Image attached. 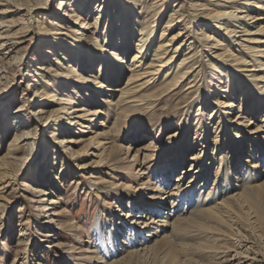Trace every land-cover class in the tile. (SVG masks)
<instances>
[{"label": "rangeland", "instance_id": "1", "mask_svg": "<svg viewBox=\"0 0 264 264\" xmlns=\"http://www.w3.org/2000/svg\"><path fill=\"white\" fill-rule=\"evenodd\" d=\"M37 1L33 0V3ZM55 2L56 0H46L39 5L40 7L32 20L29 21V24H26L28 28L23 30V34L26 35L25 38L30 39V42L28 41L18 46L19 55L17 59L12 60L8 65H1V69H4L5 73L4 78H0V127L2 126L1 129L3 128L2 131L0 130V133H4L1 134L0 138V155L7 153L8 144L16 128L14 124H9L10 120H7V117L16 115L14 113L18 109V105L23 101L21 97L24 95V92L28 94V97L29 95L31 97L34 89H40L46 85V88L42 90L48 94L56 93L61 95V91L55 92V88H53L54 84L58 87L61 86L57 84L56 78L63 76V70L57 68L55 59L66 54L69 49L66 46V48L63 47L61 49L59 45L57 46L52 42L49 45L45 41L43 33L47 29L50 31L62 29L57 24H50L47 21L48 18H54L53 16L51 17V14H53ZM115 4L118 3L112 4V7L109 9L110 12L116 10ZM125 4L126 8H130L135 12L139 11L136 22L141 25L140 27L145 26L153 29V37L157 42L167 39L178 31H184L183 36H186L187 42L190 41V43L186 44L179 52L173 53V68L177 67L181 57L193 55L187 59L189 61V68H186V70H192L189 76L190 82L196 85L194 88L185 89L189 84L186 81L178 89L176 86L172 87L170 85L172 76L167 78V76L164 77L160 73L158 81L140 87L141 89L132 97L134 100H130L114 109L106 108L109 111L102 114L97 120H104L107 126L106 129L113 134V142L123 147V150L114 158L117 166L126 165L123 170H119L120 167L117 168L118 170L107 169V163L110 159L108 155L109 151L100 150L97 154L101 155L102 160L98 165L86 166L93 156L84 153L82 155L83 158H80L77 164L76 162L70 163L63 171H60L58 167L68 159L69 152L72 151L73 153L76 150L86 151V143L84 141L71 143L69 148L65 150L64 147L58 144L59 140L64 136H68V138L73 137L75 135L74 132L61 134L58 130L54 129L55 122L51 123V121L47 128H44L41 124V119L34 118V115L32 116L30 113V111L38 108L36 100L30 99L25 102V110L22 111L20 120L21 122L27 121L29 123L30 143L27 150L24 149L18 152V156L25 157L13 168L14 172L11 174L5 171L4 176L6 177L0 181V184L6 185L4 195H8L3 209L0 211V264H69V258H76L75 262L78 264H100L103 259L104 262L101 264H109L112 260H118V264H160L161 261L162 264L169 262L171 264H264V192L254 203L244 201V197H240L234 203L230 202L232 203V208L227 214L220 213L218 209L217 211L215 210V212L220 214V219L218 217L216 219H209L204 217V214H202L203 216L200 213L197 214L204 207V194L211 190L212 185L214 186L212 183L217 182L218 166L223 167L220 168L222 177L218 180L217 187H213L209 192V196L217 194L216 201L211 203L213 205H216L215 203L227 198L232 193H244L251 185L261 181V178L256 176L258 169L256 172L250 171L244 162L248 158L247 152H253L254 146L249 141L245 142L243 148L246 153L244 152L242 157L239 158L236 157L237 153L231 152L228 143H231L234 137L231 134L229 135L226 129L231 130L234 135L238 128L236 130L235 128L230 129L226 127V133H221L223 131L222 124L217 118H212L214 115L212 112V100L215 97L207 90L209 88L213 89L212 85H209L211 71L215 70V66L218 68V65H223L224 63H221L220 57L238 53L235 50L240 49L235 44L237 41L230 44L228 38H225L223 31L208 30V28L204 29L202 27L205 33L212 34L219 42L217 48H212L214 47L212 44L215 41L210 40L208 43L201 38V35L196 33L201 30V26L205 23L203 19H200L201 15H205L212 9L227 8L230 4L225 2V0H172L166 6L163 3L159 5L158 0H139L137 5L135 0H128ZM118 5L120 6L121 4ZM170 13H173L172 19L174 20L175 17L179 18L188 14V16L194 15L193 18H198V21L186 24L185 19L178 22L174 21L171 23L172 25L166 26ZM157 15H160V17ZM7 17H12V15L7 14ZM91 21L92 18H88V22ZM57 23L61 25V23ZM185 25H188V28L184 29ZM91 30V28H88V30L76 28L75 39L77 40L73 41V43H80L82 48H85V45H91V41L94 42L99 37L97 33L91 34ZM162 31H165V36L160 39ZM136 42L137 37H134L131 42L132 50L125 56L126 62H129L130 56L134 52V43ZM178 42V40L174 41L175 44ZM51 46L53 49L56 47L54 51H58L57 54L53 55L54 60L49 58V53H43L44 50H49ZM60 49L61 51H59ZM155 49L156 47H153L148 53V56L141 64L142 68L147 67L151 62L150 58L153 56ZM172 52L173 50L168 51L165 55H170ZM214 55H217L218 58H215ZM224 58L227 57L224 56ZM49 65L54 66L58 73L53 72L48 76L47 72L42 70V67ZM124 71L126 72L124 73L125 76L122 75V84H125L129 77L127 70ZM234 73L235 76L237 75L236 80L242 82L241 74L243 72ZM37 79L38 83L35 82ZM28 82L32 83V86L27 90L26 86ZM109 85L115 86L116 84L110 80ZM236 94L238 99L243 97L242 91H238ZM249 94L250 96L247 99L244 97V100H246L244 101V105L251 111L256 94L254 92H249ZM117 95L118 91H114L112 99L116 100ZM195 98H199V106L201 108L203 104L206 106L205 109L203 108L207 113L206 117L210 116V120L208 121H211V126L208 128V138L220 141L216 156L213 154L215 151L213 142L216 141H210V144L205 143L204 145L206 146H202L199 136L200 131L198 130L199 125L196 122L199 119L196 113H199L200 109H198V104L193 105L194 107L190 111L189 118L190 127L187 129L188 132L186 131V138H184V144H186L182 157L183 162L177 165L176 171L173 172L170 178L173 180L176 178L177 172L179 173L181 169L190 167V156L196 151L202 149L200 156L205 152L208 155L207 158H213L206 159L204 157L203 163L201 161L195 163L198 172L201 173L194 178L192 190L194 192L191 197L193 201L190 200L189 204H184L186 208H183V206L179 207L180 209L171 208L172 202L170 200L166 201V213L171 212L173 215L178 210L175 215L177 218L179 217L178 213L185 211L183 213L187 218L182 222L178 221L177 223H180H176L177 226L168 225L163 230L161 229L157 232L154 230L156 228H152L140 230L139 233H136L132 225L129 224L131 219L129 220L123 216H119L118 219L112 218L111 211L115 208V204H118L114 196L101 193L97 195L95 191L88 188L89 185L87 184H89V181L101 179V181L107 184L111 182L115 184L121 183L126 186L127 190H133L138 188L141 180V176L137 174L138 169H143L146 171V181H155L157 186L163 187L164 176L162 175L173 166V160L178 157L177 151L180 148L183 134L180 133L173 138L166 137L169 133L177 130V123L183 124L182 118L186 116L189 103ZM41 101L45 103L47 109H51V105L55 107V103L51 104L50 98L46 96H42ZM73 102V105L80 106L83 105L84 101L74 100ZM87 103H89L87 108L96 107L91 102ZM64 105L65 103L57 105V107ZM249 114L253 122L257 121L258 114L256 111ZM3 115L6 119L3 118ZM161 118L162 124L158 122ZM242 119L240 118L238 121ZM4 123L7 127L6 130L4 129ZM18 125L19 122H17L16 126ZM89 126H93V129L96 128L93 123ZM77 128L79 127L77 126ZM159 129H161L162 133L157 135ZM138 130L140 132L139 135H134ZM149 139H153L160 148H167L165 149L167 152L162 154V159L156 165L149 166L143 162L144 158L141 155L138 157V164L136 163L132 167L129 166L134 162L131 159L135 157L136 149L139 145L146 143V141L148 142ZM170 146L171 150H169ZM44 154H47V157H43L45 156ZM55 154L59 155L57 159H55ZM49 165L53 171L50 174L47 171ZM42 167L47 169L44 172L50 177L51 174L57 175L58 173L60 176L62 175L60 185L59 183L58 185L55 184L51 189L53 193L49 194L47 198L55 199L58 202L56 209L62 210L64 214L52 217L56 221L51 224L47 222V218H43L39 211L36 210L35 203L26 200L25 197L29 195V191L25 187L20 186V183L24 180L31 181L33 178L36 181L41 180L39 179V172L42 170ZM235 169L236 172H240V176L243 178V181L241 180V189H234L231 185L224 186L226 171L235 172ZM107 170L110 171L109 174H107ZM208 175L210 177L209 186L207 184L203 189H200L198 183ZM45 180L47 181V179ZM47 184L46 182L43 186L49 187ZM119 206L124 213L128 212L131 208L130 203L125 200L119 202ZM149 209L151 208H147L148 212L151 211ZM133 213L137 214L138 212ZM164 216H162L163 219ZM191 219L195 222H191ZM70 222L72 226L67 227ZM196 222L201 225L195 224ZM95 227L99 228L97 233H94ZM20 231H25L26 235L19 237ZM148 231H152L154 235L146 238L143 235L147 234ZM115 235L117 236L115 237ZM162 235H166L170 239V259L168 258V254L162 252L161 260L152 250L147 251V253L141 252L142 254L138 255L137 253L129 254L128 251L142 247L138 244L142 243L140 241L143 240L145 246L146 244L150 245ZM100 240L103 242L104 249L107 252H100ZM120 240H123V242L119 243L118 241ZM54 244L58 246L52 247ZM86 250H90V252H85ZM86 257L90 259H86Z\"/></svg>", "mask_w": 264, "mask_h": 264}, {"label": "bare ground", "instance_id": "2", "mask_svg": "<svg viewBox=\"0 0 264 264\" xmlns=\"http://www.w3.org/2000/svg\"><path fill=\"white\" fill-rule=\"evenodd\" d=\"M45 1L46 0H38L33 3V0H0V78H4L5 73L4 69H1V65H8L12 60L14 61V59H17L19 55L18 46L30 40L25 38L26 35L23 34V30L28 28L26 24H29V21L32 20L33 16L39 9V5ZM138 1L139 0H135L136 5L138 4ZM171 1L172 0H158V4L160 5L163 3L166 6L167 3H170ZM126 2H128V0H56L53 14H51V17L53 16L54 18H48L47 21L50 24H57V26L62 29L59 31H50L47 29L43 31V33L45 35V41H47L49 45L50 42H52L57 46L59 45L61 49H63V47L69 49L66 54L55 59L57 68L63 70V76L56 78L58 81L57 84H60L61 86L58 87L54 84L53 88H55V92L61 91V95L56 93L48 94L46 91L42 90L43 88H46V85L40 89H34L31 93V97L30 95L28 97V94L24 92V95L21 97L24 102L22 101L21 104L18 105V109L14 113L16 115L7 117V120H10L9 124H14L16 128L8 144L7 153L0 155V181L6 177L4 176L5 171L12 174V172H14L13 168L25 157L18 156V152L24 149L27 150L30 143V135L28 131L29 123L27 121L21 122L20 116L22 115V111L25 110L24 103L30 99L36 100L35 102L38 103V108L30 111V113L32 116L34 115V118L41 119V124L44 128H47L51 121V123L55 122L54 129L58 130L61 134L65 132H74L75 135H73V137L68 138V136H64L59 140L58 144L61 147H64L66 150L71 143L83 141L86 143V151L76 150L73 153L72 151L69 152L68 159L58 167L60 171H63V169H65L70 163L76 162L77 164L78 160L83 158L82 155L84 153L93 156L86 166L98 165L102 160L100 157L101 155L97 154L100 150L109 151L108 155L110 156V159L107 163V169L118 170L117 168L120 167L119 170H123L126 165L122 164L121 166H117V162H114V158H116L118 153L123 150V147L113 142V134L106 129L107 126L104 120L97 119H99L102 114L108 112V109H114L117 106H122L130 100H134L132 97H134L141 89L140 87L158 81L160 73H162V76L164 77L167 76V78L172 76L170 84L172 87L176 86L180 89L186 81L189 84L185 89L195 87L196 84L190 82L189 78L192 70H186V68H189V61H187V59L193 55L181 57L175 68H173L174 66L172 63L174 57L173 53L179 52V50H181L186 44L190 43V41L187 42V37L183 36L184 31H178L177 33L170 35L167 39L157 42L153 37V29L145 26L140 27L141 25L136 22L139 11L135 12L130 8H126ZM225 2L230 4L227 8L217 10L212 9L205 15H201L202 17L200 19H203L205 23L201 26V30L196 32L208 43L210 40L215 41L212 44V46H214L212 48H217L219 46L217 39H215L212 34H209L208 32L205 33V30H202V27H204V29L208 28V30H221L223 31L225 38H228L230 44L237 41L235 44L240 48L235 49L238 51L237 54L224 55L227 58L221 56L220 60L221 63L224 62L223 65H218V68L215 66V70L210 73L209 85H212L213 89L211 90L209 88L207 90L215 97V99L212 100V112L214 114L212 118H217L222 124L223 131L221 133L228 132L229 135L231 134V136L234 137V140H231V143H227L230 146L229 149L231 152L235 154L237 153V158L242 157V154L245 152L243 148L244 143L248 141L252 143L254 151L247 152L248 158H246L244 162L247 164L248 170L250 169V171L253 170L256 172L258 169L256 176L258 178L260 177L261 181L251 185L247 190H243L244 193H232L227 198L215 203L216 205H213L211 203L216 201L215 198L217 197V194L209 196V192L213 187H217L218 180L222 177V171L220 168L223 167L218 166L217 182L212 183L214 186L212 185L211 190L204 194V207L197 212V214H204V217L209 219H216L217 217L218 219L221 218L219 217L220 214L215 212L217 209L222 214L229 213L232 208V203L230 202L234 203L235 201H238L240 197H244V201H247L248 203H254L264 192V0H225ZM113 3L121 5L119 6L118 4H115L116 10L110 12L109 9L112 7ZM7 14H11L12 17H7ZM193 16L194 15L188 16L187 14L179 18L175 17L174 20L172 19L173 13H170L166 26H169V24L174 21L178 22L185 19L186 24H192L194 21H198V18H193ZM158 17H160V15ZM88 18H92V21L88 22ZM57 22L61 23V25ZM76 28L83 30L91 28L92 30L90 33H97L99 37L96 38L94 42L91 41V45H85V48H82L80 43H73V41L77 40L75 39ZM185 28H188V25H185L184 29ZM163 36H165V31H162L159 38L162 39ZM79 37L81 38L80 35ZM134 37H137V42L134 43V52L131 54L129 62H126L125 56L130 50H132L131 42ZM194 39L196 40V38ZM175 40H178L179 42L175 44ZM153 47H156V49L153 56L150 58L151 62L147 67L142 68L141 64L144 62V59L148 56V53ZM54 49L51 46L49 50H44L43 53H49L48 56L52 60L53 55L58 53V51L56 52ZM61 49L59 51H61ZM171 50H173V52L170 55H165ZM214 57L218 58L217 55H214ZM42 70L47 72L48 76L53 72L58 73L57 69L50 65L42 67ZM124 70H127L129 77L127 82L122 84L121 79L125 76L124 73L126 72ZM240 71L243 72L241 74L242 82L236 80L237 75L235 76L234 73ZM54 76L56 77V75ZM110 80L114 81L116 85H109ZM35 82L38 83V79ZM136 83L139 84L136 85ZM31 86L32 83L28 82L26 86L27 90ZM114 91H118L116 100L112 99ZM238 91H242L243 93L241 99H238L237 97L236 93ZM249 92H254L256 94L255 102L252 105L251 111H249L244 105V101H246L244 100V97L247 99L248 96H250ZM42 96L50 98L51 104L55 103V107H53L54 105H51V109H47L45 103L41 101ZM74 100H83V105H73L72 103H74ZM87 102H91L96 105V107L87 108L89 104ZM64 103V106L57 107V105H62ZM199 103V98H195L189 103V111L186 109V116L182 118L183 124L181 125L179 120V123H177V130L169 133L166 137L173 138L180 133L183 134L180 148L177 151L178 157L174 159L176 164L173 160V166L166 170L164 175H162L164 176L163 187L157 186L155 181H146V171L143 169H138L137 174L141 176V180L138 188L133 190H127L126 186L121 183L115 184L114 182H111L107 184L104 181H101V179L92 182L89 181V184H87L89 185L88 188L95 191L97 195L99 193L113 195L115 200L118 201V204H115V208L111 211L112 218L114 217L115 219H118L119 216H123L129 220L131 219L129 224L132 225L136 233H139L140 230L152 228H156L154 230L157 232L158 230H163V228L168 225L177 226L176 223L178 221L182 222L187 218L183 213L185 211L178 213L179 217L177 218L175 215L178 210L176 211L174 209L176 213L173 215L171 212L166 213L165 205L167 203L166 201L170 200L172 202L171 208H179L182 206L183 208H186V205L184 204H189V201L192 200L194 178L201 173L198 172L195 163L200 161L203 163L205 158H213H207L208 155H206L205 152L202 155L203 157L200 156L202 149L196 151L190 156L192 165L190 164V167L181 169L179 173L177 172V175L175 176L176 178L173 180L170 178L173 172L176 171V167H178L177 165L182 164L183 162L182 157L186 144H184V138H186L188 132L187 129L190 127L189 118L190 111L194 107L193 105L198 104V109H200V112L196 113V115L199 116V119L196 122L197 125H199L198 130L200 131L199 136L202 146L205 147V143L210 144V141H216V139L208 138V128L211 126V121H208L210 120V116L208 115V117H206L207 113L204 111L206 106L203 104V107L201 108ZM255 111L258 114V118L257 121L253 122L249 113ZM3 118L6 119L5 116ZM240 118L243 119L238 121ZM17 122H19L18 126H16ZM158 122L162 124V118ZM92 123L96 126L95 129H93V126H89ZM77 126L79 128L76 129ZM1 127L0 130L2 131L3 128L1 129ZM226 127H229L230 129L235 128L236 130L238 128V130L233 135L232 131L228 128L226 129ZM4 129H7L6 124ZM139 133L138 130L134 135H139ZM161 133V129H159L157 135H160ZM1 134L4 133H0V138ZM167 141L169 140L167 139ZM227 143L225 144L227 145ZM213 144L215 150L213 154L215 155L218 149L217 147L220 146V141L213 142ZM165 149L167 148H160L156 145V142L153 139H149L148 142L146 141V143L139 145L135 151V157L131 159L134 162L131 163V165H129L130 163L128 165L132 167L134 164H138V157L141 155H143V162L145 164L149 166L153 164L156 165L159 160L162 159V154L167 152ZM169 150H171V146ZM44 155L45 156L43 157H47V154ZM55 156V159L59 157V155L56 154ZM256 158L258 159L257 161ZM193 165L194 167H192ZM220 165L222 164L220 163ZM47 169L42 167V170L39 172V179L41 180L36 181L34 178L31 179V181L24 180L20 183V186L23 188L25 187V189L29 191V195L25 197L26 200L35 203L36 210L39 211L43 218H47V222L51 224L56 221L52 217L62 216L64 214L62 210L56 209V204L58 202L55 199L47 198L49 194L53 193L51 191L53 186L55 184L58 185V183L60 185L62 175L60 176L57 173V175L51 174L50 177L44 171L47 170L50 174L53 172L52 167L49 165ZM109 170L106 171L107 174H109ZM240 175V172H236V169L235 172L227 170L224 179V186L231 185L234 189H241V180L243 181V178ZM45 179H47V181ZM46 182L49 187L43 186ZM209 182L210 177L208 175L198 183L199 188L203 189L207 184V186H209ZM5 186L6 185L3 183L0 184V211L3 209L4 202L8 197V195H4ZM124 200L128 201L131 207L130 210L125 213L122 212V209L119 206V202ZM147 208H151L149 209L151 211L148 212ZM133 212L143 214H134ZM164 214L166 215L164 216ZM162 216H164V219ZM170 220L172 221L170 222ZM190 221L193 223L195 222L193 219ZM71 224L72 223L70 222L67 227L72 226ZM195 224L201 225L197 222ZM98 229L99 228L95 227L94 233H97ZM25 235V231H20L19 237ZM153 235L152 231H148L147 234H144L143 236L149 238ZM116 236L117 235H115V237ZM118 242H123V240ZM140 242L142 243L138 244L142 247L128 251L129 254L137 253L138 255L141 252L147 253V251L152 250L158 255L157 257L159 259L162 260V252L168 254V258L170 259L171 253L169 247L171 243L166 235L160 236L159 239L153 241L154 243L150 245L146 244L145 246L143 240ZM99 244L101 249H99L100 252H107V250L104 249L101 240L99 241ZM55 245L56 244L52 245V247H55ZM85 252H90V250H86ZM106 255H108V253H106ZM75 259L76 258H69V264H78L75 262ZM86 259L90 258L86 257ZM103 260L101 263L104 262ZM118 262V260H112L109 264H118ZM169 263L171 264V262ZM160 264H162V261Z\"/></svg>", "mask_w": 264, "mask_h": 264}]
</instances>
